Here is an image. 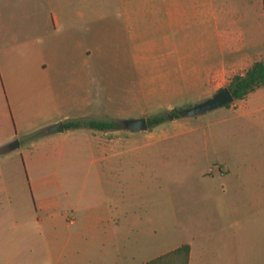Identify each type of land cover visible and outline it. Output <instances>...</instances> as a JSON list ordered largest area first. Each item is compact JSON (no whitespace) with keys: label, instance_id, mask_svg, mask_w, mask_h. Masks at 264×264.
Here are the masks:
<instances>
[{"label":"rangeland","instance_id":"1","mask_svg":"<svg viewBox=\"0 0 264 264\" xmlns=\"http://www.w3.org/2000/svg\"><path fill=\"white\" fill-rule=\"evenodd\" d=\"M120 1L0 0V27L39 46L68 27L55 26V15L88 11L91 21H76L72 30L77 36L87 30L91 42L92 107L119 124L109 131L108 152L82 131L56 142H40L37 133L18 141L8 163L0 164V227L14 230L3 240L86 244L103 219L116 224L120 209L156 229L165 241L158 252L189 242L201 248V264H264V120L234 117L221 139L214 135L215 125L225 123L221 107L171 118L173 107L200 102L217 89L166 71L165 22L156 20L151 0H125L136 2L132 34L124 30ZM157 113L166 119L146 130L121 122ZM25 226L29 233H22Z\"/></svg>","mask_w":264,"mask_h":264},{"label":"crops","instance_id":"2","mask_svg":"<svg viewBox=\"0 0 264 264\" xmlns=\"http://www.w3.org/2000/svg\"><path fill=\"white\" fill-rule=\"evenodd\" d=\"M135 5L136 2L125 0L119 4L123 27L129 34L136 28ZM151 9L156 20L165 22V51L170 59L166 67L168 73L190 74L218 90L227 86L223 82L227 79L229 82L231 75L244 72L255 60L264 58L263 0H151ZM91 19L84 9L77 11L75 17L60 19L55 15V26L68 27L57 34V40L48 39L43 46L28 36L12 35L7 26L0 27V164H7L13 151L21 146L19 143L10 147L15 138L20 142L33 133L38 134L40 142H45L46 138L56 142L78 131L86 132V136L91 133L101 140H98L101 151H109L110 129L87 125H64L61 131L48 129L58 120L63 124L68 120H111L103 117L102 110L95 115L92 107L93 68L88 32L77 36L72 30L76 21ZM44 22L39 19L36 24L44 27ZM131 39L136 40L134 36L127 41ZM129 47L135 55V44ZM219 107L224 115L220 121L225 123L222 127L215 125V137H225V124L230 126L234 117H241L246 123L261 122L264 120V84ZM229 136L231 140V132ZM117 214L116 224L107 218L102 220L105 222L102 226L91 228L96 236L86 244L72 242L62 246L34 238L15 246L8 237L3 240L13 234V227L2 226L0 264H144L189 243L164 247V251L158 252L165 241L158 240L156 229L147 225V219L132 211L119 209ZM169 214L173 217L172 212ZM107 215L109 217V213ZM156 216L151 214L149 220H155ZM141 220L145 223L143 227L138 226ZM30 229L25 226L22 233H29ZM189 246L188 264H201V248L192 247L190 243ZM66 249L69 252L66 253Z\"/></svg>","mask_w":264,"mask_h":264},{"label":"trees","instance_id":"3","mask_svg":"<svg viewBox=\"0 0 264 264\" xmlns=\"http://www.w3.org/2000/svg\"><path fill=\"white\" fill-rule=\"evenodd\" d=\"M264 6V0H263ZM264 84V59L255 60L244 72L234 73L227 84L233 98H242L250 91ZM230 102L226 103L228 105ZM178 108L173 107L170 110L171 118L180 116ZM166 119L164 113H157L148 116V128L156 125ZM65 127L87 125L98 129L118 128L119 124L115 120L89 119L85 121L68 120L65 121ZM189 243H183L167 252H164L154 258L147 260L144 264H188Z\"/></svg>","mask_w":264,"mask_h":264},{"label":"water","instance_id":"4","mask_svg":"<svg viewBox=\"0 0 264 264\" xmlns=\"http://www.w3.org/2000/svg\"><path fill=\"white\" fill-rule=\"evenodd\" d=\"M233 100V95L228 88V86H223L217 91H215L212 95L208 96L207 98L192 104L186 107L178 108L177 112L179 115H192L202 113L204 111H208L224 105L228 102ZM125 129L133 130V131H140L148 129V121L145 115L135 116V117H128L123 118L121 120ZM64 128V124L62 120H58L53 124L48 126L50 131H61ZM19 144L18 140H14L10 143V147L14 148Z\"/></svg>","mask_w":264,"mask_h":264},{"label":"flooded vegetation","instance_id":"5","mask_svg":"<svg viewBox=\"0 0 264 264\" xmlns=\"http://www.w3.org/2000/svg\"><path fill=\"white\" fill-rule=\"evenodd\" d=\"M147 117V119H148V116H146Z\"/></svg>","mask_w":264,"mask_h":264}]
</instances>
